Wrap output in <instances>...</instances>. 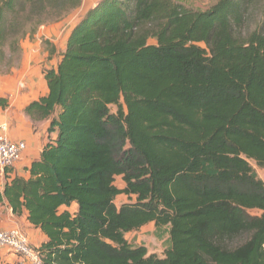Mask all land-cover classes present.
Returning <instances> with one entry per match:
<instances>
[{
	"label": "trees",
	"instance_id": "obj_1",
	"mask_svg": "<svg viewBox=\"0 0 264 264\" xmlns=\"http://www.w3.org/2000/svg\"><path fill=\"white\" fill-rule=\"evenodd\" d=\"M250 1L199 12L100 0L73 28L44 72L48 94L25 111L49 121L48 142L29 178L0 190L46 235L43 264H264V181L251 164L264 169V22L236 35ZM81 4L0 0V75ZM120 195L135 202L118 208ZM148 224L169 237L164 258L126 240Z\"/></svg>",
	"mask_w": 264,
	"mask_h": 264
},
{
	"label": "crops",
	"instance_id": "obj_2",
	"mask_svg": "<svg viewBox=\"0 0 264 264\" xmlns=\"http://www.w3.org/2000/svg\"><path fill=\"white\" fill-rule=\"evenodd\" d=\"M99 1L82 0L81 8L90 10ZM40 35L39 32L33 40H25L22 43L23 54L19 66L9 75H0V123L9 124L11 140L24 141L27 144L22 161L4 174H0L1 192L7 181L10 182L16 177L29 178L28 169L40 159L49 139V121L34 122L25 112L30 104L48 94L49 88L44 72L56 68L61 60L56 54L46 52ZM53 37V34H45V39L51 43H55ZM55 138L56 134L53 135V139ZM258 175L262 176L259 173ZM262 180L264 181V174ZM72 208L77 209V205L73 204L70 210ZM65 209L62 208L61 211ZM0 217L3 229L22 230L33 247L39 249L47 241L46 235L29 223L26 211L21 216L14 215L5 202L0 204ZM15 260L14 255H6L0 250V264H13Z\"/></svg>",
	"mask_w": 264,
	"mask_h": 264
},
{
	"label": "rangeland",
	"instance_id": "obj_3",
	"mask_svg": "<svg viewBox=\"0 0 264 264\" xmlns=\"http://www.w3.org/2000/svg\"><path fill=\"white\" fill-rule=\"evenodd\" d=\"M177 4L185 6L188 9L205 12L211 9L219 0H174ZM245 16L243 24L239 26L236 31V35L240 39L247 38L252 32L257 30L260 25L264 22V0H253L250 1L246 6ZM89 10H84L81 6L73 11H71L65 18L60 21L50 23L48 25L42 26L38 33L43 42V46L46 52H52L58 56V59L62 58V54L65 51L67 40L73 28L81 21V19L86 15ZM37 33V34H38ZM45 34H53L52 38L55 43L45 39ZM47 41L49 44L45 45L44 42ZM150 44L155 45V40H150ZM204 46V45H203ZM52 54V55H53ZM58 54V55H57ZM59 62L56 66H58ZM117 111L116 107H111V112L115 113ZM252 166L263 176L264 169L259 168L254 162H251ZM262 176L260 178L262 179ZM115 185L119 189L125 188V183L121 176L116 178ZM135 202V198H130L126 195H120L117 197L115 204L120 208L124 204ZM76 209L72 208L71 212H75ZM252 215H260L259 212L253 211ZM158 234L155 233V225L148 224L139 231L128 233L126 235V240L133 246H145L148 249L149 255H156L159 258H164L165 252L169 247L168 236L157 237ZM240 241V240H239ZM242 241V240H241ZM236 244V242H235ZM5 254H11L6 249H0ZM5 264V263H4ZM7 264V263H6ZM10 264V263H8ZM14 264V263H13Z\"/></svg>",
	"mask_w": 264,
	"mask_h": 264
},
{
	"label": "built area",
	"instance_id": "obj_4",
	"mask_svg": "<svg viewBox=\"0 0 264 264\" xmlns=\"http://www.w3.org/2000/svg\"><path fill=\"white\" fill-rule=\"evenodd\" d=\"M26 150L24 141L10 139L9 124L0 123V174L21 162ZM1 222L0 217V249H6L14 255V264H43L39 249L31 245L26 233L20 229L5 230Z\"/></svg>",
	"mask_w": 264,
	"mask_h": 264
}]
</instances>
